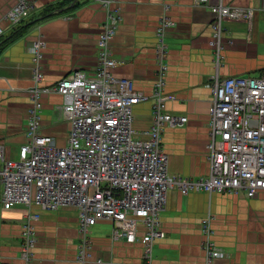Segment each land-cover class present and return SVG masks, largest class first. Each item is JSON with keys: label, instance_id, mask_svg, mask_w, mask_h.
<instances>
[{"label": "crops", "instance_id": "crops-1", "mask_svg": "<svg viewBox=\"0 0 264 264\" xmlns=\"http://www.w3.org/2000/svg\"><path fill=\"white\" fill-rule=\"evenodd\" d=\"M111 8L121 14L116 35L110 42L112 56L119 64L113 75L133 81L134 89L146 99L132 107V129L136 138L152 123L154 101L151 96L160 65L156 56V29L163 15L173 25L164 39L167 70L163 75L166 110L185 116L183 127H165L162 149L168 158V172L197 179L209 174L208 119L211 91L207 84L215 74L216 56L210 45L212 6L220 0L196 4V0H111ZM18 0H0V45L17 33L19 26L5 21L7 12ZM33 13L22 26L46 16L26 33L0 49V153L17 159L20 146L27 142L26 125L33 87L31 48L37 41L43 73L40 86L50 88L76 70L91 75L97 64V39L106 20V11L96 0H28ZM226 6L251 9L250 22L226 21L223 24L222 60L219 78L257 77L264 70V0H222ZM167 7V11H165ZM230 40V41H229ZM41 132L66 144L69 124L61 112L63 98L56 92L41 98ZM38 214V220H29ZM208 218L211 235L201 230ZM33 230L36 244L32 264H78V216L66 207L45 212L35 207L0 205V264H22L20 257L24 232ZM112 223L98 221L90 228V250L86 264H141L143 246L112 238ZM164 238L152 245L155 264H207L202 243L209 239L225 257L212 264H264V191L254 198L227 193L177 190L167 194L159 215ZM143 235L138 226L137 237Z\"/></svg>", "mask_w": 264, "mask_h": 264}, {"label": "built area", "instance_id": "built-area-1", "mask_svg": "<svg viewBox=\"0 0 264 264\" xmlns=\"http://www.w3.org/2000/svg\"><path fill=\"white\" fill-rule=\"evenodd\" d=\"M106 11V20L97 39V64L91 75L76 70L50 88H43L41 50L37 41L31 52L33 87L26 125L27 142L20 146L18 158L5 159L0 153V205H24L45 212L70 207L78 216L77 263L86 264L90 250V228L98 221L112 223V238L143 246L141 264H155L154 240L165 233L159 228L170 190L182 195L190 192L227 193L254 198L264 191V70L257 77L219 78L222 60L223 24L226 21L250 22L251 9L226 6L220 0L212 6L210 45L216 56L215 74L207 86L211 91L208 119L209 174L192 179L168 172V158L162 149L165 127H183L188 119L166 110L163 75L167 70L164 39L173 23L162 17L156 29V56L160 65L154 84L152 123L138 139L132 129V107L145 100L134 89L133 81L118 78L113 70L119 64L112 56L111 40L121 21L111 0H96ZM206 3L208 0H200ZM34 6L18 2L7 12L5 21L18 26ZM264 18V5L260 9ZM4 31L0 28V37ZM230 41V40H229ZM56 92L63 98L61 112L69 124L66 144L41 132V98ZM29 220H38L30 214ZM138 226L143 235L137 237ZM201 230L212 233L205 218ZM36 244L33 230L27 227L21 246L22 264H32ZM207 264L225 253L206 239L202 243Z\"/></svg>", "mask_w": 264, "mask_h": 264}, {"label": "trees", "instance_id": "trees-1", "mask_svg": "<svg viewBox=\"0 0 264 264\" xmlns=\"http://www.w3.org/2000/svg\"><path fill=\"white\" fill-rule=\"evenodd\" d=\"M45 18H46V16L42 17L40 20L33 19L34 22H33L31 25H26V26H22V27H21V25H22L23 23L19 24L18 26H19L20 29L18 30V32H17V33H14L13 36H12L11 38H9V39H7V40H5V41H2V42H1V45H0V49H3V47H5L6 45H8V44H9L13 39H15L16 37H18V36L23 35L24 33H26V31H27L29 28H31L33 24H35V23H37V22H39V21H42V20H44Z\"/></svg>", "mask_w": 264, "mask_h": 264}, {"label": "rangeland", "instance_id": "rangeland-1", "mask_svg": "<svg viewBox=\"0 0 264 264\" xmlns=\"http://www.w3.org/2000/svg\"><path fill=\"white\" fill-rule=\"evenodd\" d=\"M199 3H201L200 0H196V4H199ZM164 10L167 11V7H165ZM120 15H121V14H120ZM162 17H166L167 20H169L171 23H173V22L171 21V19H170L167 15H163ZM162 17H161V18H162ZM121 19H122V17H121ZM262 71H263V70H262ZM262 71H261V72H262Z\"/></svg>", "mask_w": 264, "mask_h": 264}, {"label": "water", "instance_id": "water-1", "mask_svg": "<svg viewBox=\"0 0 264 264\" xmlns=\"http://www.w3.org/2000/svg\"><path fill=\"white\" fill-rule=\"evenodd\" d=\"M78 1V0H77ZM41 18H38L37 20H40ZM33 22H30L29 24H32Z\"/></svg>", "mask_w": 264, "mask_h": 264}]
</instances>
